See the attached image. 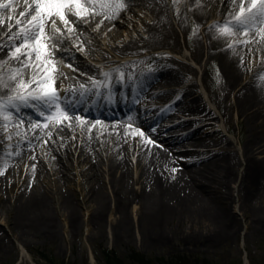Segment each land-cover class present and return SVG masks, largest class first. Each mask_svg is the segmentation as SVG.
Instances as JSON below:
<instances>
[{
    "label": "rangeland",
    "instance_id": "obj_1",
    "mask_svg": "<svg viewBox=\"0 0 264 264\" xmlns=\"http://www.w3.org/2000/svg\"><path fill=\"white\" fill-rule=\"evenodd\" d=\"M192 1L205 7L202 5L195 11V6H188V14L181 12L173 17L170 0H158L154 8L138 4H132L129 9L120 8L124 9L123 14L115 16L113 25L106 27H102L101 22L77 23L85 38V52L71 41L69 30L57 25L61 31L49 41L51 51L46 57L52 67L53 83L62 89L67 84H76L64 93L69 99L77 97L81 86L86 87V79L93 81L96 75L118 78L126 73L158 72L157 76L156 72L153 75V85L145 89V96L152 102L149 107L141 108V121L146 126L162 128L163 136L159 141L167 138L169 145L178 146L171 152L178 155L180 169L200 165L218 155L235 160L237 179L230 182L228 193L223 194L228 211L239 223L237 233L212 241L206 235L210 228L206 222L191 228V221L184 216L177 227V236L166 240L146 237L137 226L139 210L150 208L149 203L155 199L141 201L134 196L142 189L153 187L142 171L143 159L137 139L127 136L125 140L122 164L127 167L126 186L117 188L120 168L108 169L115 158L109 146L104 149L100 145L96 153L89 156L82 146L85 134L82 125L85 124L81 121L73 133H62L70 117L91 121L93 118L77 111L66 114V119L58 114L46 124L51 137L37 136L33 148L24 147V142L28 141L24 136L12 140L20 131L27 136L31 133L30 120L13 116L7 108L18 104L20 92H26L22 89L11 94L0 93V166L8 163L1 174L7 186L0 191V264H264V227L258 224L251 203L245 202L239 187L247 162L256 172L264 166V45L256 44L263 47L256 50L255 43L242 35L245 29L239 23L223 20L218 15V10L230 4V0ZM175 7L171 9H179ZM110 9L120 10L117 6ZM205 9L211 14L199 22L198 14ZM226 25L229 32L222 34ZM47 32L52 35V29ZM65 40L67 43L63 44ZM223 43L241 49L242 63L249 73L235 89L227 81L222 62L209 56L210 47L217 50ZM199 45L202 53L197 51ZM10 48L0 46V53ZM124 48L127 50H122ZM21 69L28 77L26 65ZM251 69L255 70L251 72ZM41 76L33 82H38ZM250 79L261 91L258 100L244 104L239 95L242 88H238ZM40 90L36 89L35 93L40 94ZM12 95H17L13 101L9 100ZM160 95L164 97L159 99ZM178 105L184 108L178 110ZM189 105L197 107L198 111L183 115L192 113L193 110L187 108ZM190 117L192 124L188 122ZM55 133L62 134L63 142H58L63 145L56 144ZM193 137L198 142H188ZM108 142L110 145V139ZM22 147L25 153L29 149L31 152L18 156ZM185 151L197 155L185 159L180 156ZM91 157L98 162H90ZM97 186L107 196L104 210L98 209L92 194V188ZM37 190L46 193L55 229L48 231L42 227L24 233L15 215L16 203L27 192ZM64 193L70 195L74 215L65 209ZM126 193L130 195L124 201L128 230L123 228L122 235L113 230L120 223L115 200L127 197ZM173 222L169 227L175 229L178 221ZM190 229L199 233L189 238Z\"/></svg>",
    "mask_w": 264,
    "mask_h": 264
},
{
    "label": "bare ground",
    "instance_id": "obj_2",
    "mask_svg": "<svg viewBox=\"0 0 264 264\" xmlns=\"http://www.w3.org/2000/svg\"><path fill=\"white\" fill-rule=\"evenodd\" d=\"M126 7L131 8L130 4L142 5L143 8H154L155 2L158 0H125ZM170 0L169 8L172 10V16L175 17L176 14L185 13L188 14L187 7L195 6L194 10L200 9L204 4H197L192 0ZM207 3L213 0H206ZM3 0H0V3L3 5ZM228 1H226L227 3ZM6 3V4H5ZM4 7H7L8 11H0V36L4 34V38H9V34L12 31L10 26L13 22H28L31 17L26 18L27 14L26 6L21 2H18L17 5H14L12 1H6ZM230 4H225L218 10V15L221 18L228 19L230 21L237 22V17L240 15V9L243 7L245 9L244 15L249 17L244 21V25L247 30L242 31L244 38H249L252 43L255 45H264V17L255 16L253 17L248 13V9L252 7L253 0H230ZM193 4V5H192ZM259 5V0H257V6ZM86 11L82 16L75 17L73 15H68L69 25L65 26L59 19L57 20L58 26L64 29L69 30L72 34L71 41L79 47L84 52L87 50L85 46V38L80 30V27L77 25L83 23L84 21L90 25L99 24L102 27L113 25L115 16L123 14L122 10L110 11L98 9L94 5L90 6L86 1L82 5ZM176 6L171 9V7ZM0 7V9L4 8ZM211 8V7H210ZM6 9V10H7ZM24 10V11H23ZM75 11V9H73ZM256 9H253V13H256ZM206 9L205 12L198 14V21L201 22L205 19L206 16L210 15ZM55 18V17H54ZM11 21V22H10ZM51 22H49L48 26ZM30 24V23H29ZM31 25V24H30ZM169 29V28H168ZM35 31V30H34ZM47 34V33H46ZM45 34V35H46ZM48 36V34L46 35ZM22 42L14 43L11 42L10 46H13L10 49L0 53V93L11 94L17 90L26 89L29 92H33L36 89H40L39 85L35 81L36 77L42 75L39 80L43 81L46 78H50L48 82L52 85L54 82V76L52 72V67H50V62L46 64H41L44 61V58L41 60L36 59V54L32 51L31 47L22 46L24 45L23 36L20 39ZM0 42H5L4 39H1ZM44 43L47 40L43 41ZM32 43L31 41L29 42ZM67 43L65 40L63 44ZM48 44V43H46ZM256 50L262 49L263 47L257 46ZM18 46L21 47V52L16 53L15 49ZM228 47V48H227ZM47 48L46 53L49 52ZM86 49V50H85ZM122 50H127L126 48ZM198 52H201L200 45L197 49ZM45 53V56H46ZM202 53V52H201ZM262 53L263 50H262ZM209 56L216 57L219 61L222 62L224 73L228 76L227 81L232 85V88L235 89L238 85L241 84L242 78L248 75V71L244 68L242 63L243 53L238 47H229L226 43L222 44V47L219 49H213L210 47ZM18 57V58H16ZM47 61V57H46ZM9 63V64H8ZM27 67L29 69V76H24L21 68ZM7 66V67H6ZM260 68V67H257ZM255 69H251V72ZM260 71V70H259ZM247 72V74H246ZM38 73V75L36 74ZM57 74V73H56ZM31 76H35L30 79ZM14 77V78H13ZM171 77H168V79ZM33 82V83H32ZM25 85L24 87L21 84ZM18 88V89H17ZM21 88V89H19ZM242 88L239 91L243 103H252L258 100L261 88L257 85L249 82L242 84L238 89ZM164 97L160 95L159 99ZM150 99H143V106L151 104ZM182 104L181 102H178ZM176 108L178 110L183 109L184 107L178 105ZM189 110H193L192 113L185 112L183 115H191L195 111H198V108L189 105L187 106ZM176 115V114H175ZM172 115H170L171 117ZM194 118H198L193 116ZM191 117L188 119V122L191 121ZM68 125H65L66 131L62 133L71 134L73 133L80 121L85 125H82L84 137L82 146L86 148L89 156L93 153H96V150L99 149L100 145L104 147L109 146L110 153L115 156L114 161L108 167L110 171H115L114 168H120V176L115 184L117 188L126 186V169L127 167L123 165V159L125 154L123 153V145L126 143L127 136H131L134 140L137 139L138 146L141 148V157L143 159V173L145 175L147 183L151 184L153 187L142 189L137 193L135 199L146 201L153 198L155 202L151 201L149 203L150 208H145V210H139V219L137 222L138 228L142 233L148 238H157L161 240L169 239L171 236H177V227H180V222L184 216L186 220H190V227L196 226L195 224H200L206 222L210 228L206 232L208 239H216L219 236H229L234 235L238 231L239 223L236 220V217L233 214H230L226 206V197H224L223 192L228 193L230 182L233 179H237L234 174V165L235 160H232L227 155H218L207 159L205 162H202L197 166L186 167V169H180L178 161V155L173 154L171 151L178 146H172L170 142H167L169 139H163L159 141V138L163 136L161 134L162 128L158 126L145 127L143 130L140 129V124H130L128 122H119V121H101V120H83L77 116L70 117ZM8 121V120H7ZM79 122V123H78ZM192 124V122H189ZM182 124V123H180ZM49 127H45L41 124H32L30 128V135L27 136L26 133L20 131L18 134H14L11 138L12 140L18 139L21 136H24L28 141L24 142V147H34L37 144V136L41 139H48L51 137V133L48 132ZM51 129V128H50ZM1 126H0V135H1ZM54 140L56 144H61L58 141H62V134L55 133ZM193 139L188 142H198L197 139ZM108 139H110V145H108ZM1 143V141H0ZM31 144H33L31 146ZM199 143H196L198 146ZM182 146H185L184 143ZM24 147L18 151V156H24L26 153L31 152V149L25 153ZM99 155V154H98ZM192 152L185 151L180 154V156L185 159L196 156ZM96 157V155H95ZM88 159L90 162H98L94 159ZM8 163H4L0 166V191H3L7 183L2 181L1 174L2 171L7 168ZM4 166V168H2ZM251 163L247 162L245 165V174L240 179L239 187L243 190L242 194L245 202L251 203L253 208V213L258 224L261 227H264V166L258 172L256 169L252 168ZM96 172V171H95ZM93 172V173H95ZM93 189V197L98 204L99 210H104L107 207V196L102 193L101 189L97 186ZM64 200V206L68 214L74 215L75 207L70 200V195L68 193L62 194ZM122 196V195H120ZM127 197H119V201L115 200V211L119 214L120 223L116 224L113 230L117 234L120 233L124 235V229L128 230L126 217L124 215L125 200L129 199V194H125ZM124 198V199H123ZM15 215L18 216L19 227H22L24 233L38 230V228L43 229L45 227L48 231L55 229V224L53 223L52 217L49 213L48 203L46 193L43 190L27 192L23 197H21L16 203ZM147 210V211H146ZM177 219L176 228H170L169 226ZM125 225V226H124ZM178 227V228H179ZM170 228V229H169ZM39 230V231H40ZM188 232L187 237L192 238L193 235L199 233L198 230L191 229ZM180 233L183 234L184 230L181 229ZM193 234V235H192ZM173 238V237H172Z\"/></svg>",
    "mask_w": 264,
    "mask_h": 264
},
{
    "label": "snow or ice",
    "instance_id": "obj_3",
    "mask_svg": "<svg viewBox=\"0 0 264 264\" xmlns=\"http://www.w3.org/2000/svg\"><path fill=\"white\" fill-rule=\"evenodd\" d=\"M35 7L32 9L34 11V15H31V19L29 23L32 25L31 29H26L22 31L21 35L24 39V45L32 48V51L36 54V59L41 60L42 57H45L44 63H46L45 53L47 51L48 45L44 43L45 40H53L56 37V33H59L61 30L57 27V20L53 17L58 18L65 26L69 25L68 15H73L75 17H80L86 9L82 6L81 0H34ZM0 7H4L0 5ZM124 4H117V9L123 8ZM75 9V11H73ZM253 9H256V13H253ZM245 9L241 7L240 15L236 18L237 23L243 24L246 19L244 15ZM248 13L253 17L261 16L264 17V0H259V5L257 6V0H253L252 7L248 9ZM51 21L50 27L52 29V35H45V25ZM19 23V22H18ZM33 29L35 31H33ZM71 30V29H69ZM229 27L226 25L222 29V34H228ZM32 42L31 44L29 42ZM18 46L15 49L16 53L21 52V47ZM18 58V57H16ZM14 78V77H13ZM50 78H46L43 81H38L39 85H41V94L38 95H29V96H19L18 98L22 101H27L28 99L41 101L44 104L53 106L56 108V111L63 117L67 118L66 113L59 107L56 103L58 100V96L56 90L52 87V85L48 82ZM22 87L23 83L21 84Z\"/></svg>",
    "mask_w": 264,
    "mask_h": 264
}]
</instances>
